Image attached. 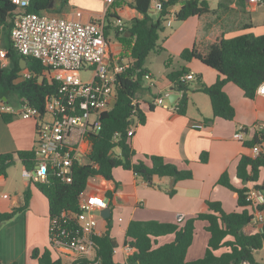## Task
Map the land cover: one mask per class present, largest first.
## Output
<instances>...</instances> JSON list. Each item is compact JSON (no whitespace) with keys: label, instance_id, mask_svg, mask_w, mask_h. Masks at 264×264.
Wrapping results in <instances>:
<instances>
[{"label":"crops","instance_id":"1","mask_svg":"<svg viewBox=\"0 0 264 264\" xmlns=\"http://www.w3.org/2000/svg\"><path fill=\"white\" fill-rule=\"evenodd\" d=\"M203 3L208 12L203 16H192L175 25V19L170 35L166 38L163 51L157 55H166L163 80L148 69L153 77L154 87H145L139 92L140 109L145 115V123L138 122L131 146L135 159L146 160V156H161L169 163L175 164L180 170H190L192 179L176 182L174 178H154V185L149 186L133 171L117 168L113 179L102 176L95 177V183H88L87 193H101L105 196L108 207L103 209L109 216L110 236L115 239L118 247L114 251L116 264H128V257L134 252L127 250L126 233L131 221H158L161 223H181L199 214L207 213L208 202H220L226 213L241 212L244 208L238 206V196L218 181L222 174L228 172L231 182L238 188L248 186L254 189V184H246L237 177V166L242 155H251L252 149L244 146L251 140L255 127L264 124V96L257 95L254 99L245 96L244 91L234 83L226 84L224 90L236 110L233 121L213 118L210 99H205L199 91V84L188 92L191 105L188 104L185 115L177 111L178 101L182 94L172 89L168 75L186 69L195 73V79H200L206 85H213L219 73L198 60L184 62L181 53L190 49L197 37L205 40H215L224 37L232 39L243 34L264 35V22L255 21L252 14H257L259 8L253 7L247 0H198ZM134 0H116L111 6L104 0H69L67 4L55 3L53 12H48L67 19L90 22L107 16L118 17L122 23L141 18L142 15L132 6ZM181 4L171 6L170 13H178ZM159 14L150 9V15ZM161 18V16H160ZM166 22L167 16L162 17ZM114 21V23H113ZM117 18H111L114 28ZM108 23V22H107ZM124 24V23H123ZM125 26H127L125 24ZM113 35L110 37L112 39ZM11 43V34L0 27V48L7 51ZM156 54V53H155ZM129 61L128 59H124ZM6 67L11 65L8 58ZM195 80V81H196ZM192 83V82H191ZM155 91V92H154ZM177 94L179 99L172 105H154V101L166 95ZM203 94V95H202ZM18 102V101H17ZM15 102V104L17 103ZM170 102V101H169ZM191 102V101H190ZM171 104V103H170ZM240 128H245L244 141L237 139ZM36 141V122L32 119L13 117L7 123L0 118V155L33 151ZM207 153V162L201 161ZM21 168H10L5 175H0V214L12 212L15 208L25 205V193L30 191L28 208L15 218L4 223L0 229V264H39L32 257L33 251H44L51 248L50 242V209L48 198L29 180L22 177L26 169L22 161ZM136 161V160H135ZM121 170V171H120ZM264 179L262 171L259 183ZM90 181V180H89ZM173 195H169L173 191ZM8 195L9 198H4ZM252 212L251 208H249ZM108 219L100 218L99 227L103 234L108 230ZM264 224V211L255 213V220L244 228L246 234L259 232ZM207 223L196 222L194 241L187 253V260L192 262L202 258L208 247L210 234L206 231ZM174 240L173 235L158 239V245H164ZM264 248L255 254L258 262L264 263L262 257Z\"/></svg>","mask_w":264,"mask_h":264},{"label":"trees","instance_id":"2","mask_svg":"<svg viewBox=\"0 0 264 264\" xmlns=\"http://www.w3.org/2000/svg\"><path fill=\"white\" fill-rule=\"evenodd\" d=\"M54 1L63 6L69 0H33L28 12L38 14L53 12L50 7ZM151 3V0H135L132 6L142 17L133 20L130 26L124 24L122 32L116 27L113 28L111 23V18H117L118 21L121 19L107 16L106 35L110 41L112 59H128L129 68L119 77L115 107L103 114L102 130L93 136L91 164L77 165L73 171L71 184H65L55 176H50L43 182L33 183L48 198L51 223L59 219L63 211L79 213V199L86 191L89 180L97 176L112 180L117 168L133 171L149 186L154 185L155 177H171L176 182L193 177L192 171L180 170L177 165L167 162L161 156L147 155L145 158L149 163L145 160L135 161V152L131 146L132 138L128 136V130L134 122L135 108L132 99L138 97L143 89L144 77L149 74L148 69L144 67L145 61L152 53L159 54L163 51L158 45L159 33L164 30L162 17L169 15L168 9L178 4H181L180 11L176 13L178 21H184L192 16H203L208 12V8L198 0H170L166 3L161 18L155 20L150 15ZM16 10L17 6L10 0H0V27L6 29L9 37ZM112 35L114 40L110 38ZM7 53L11 65L3 67L0 63V103L3 101L15 103L20 99H26L31 107L44 112L45 97L54 93L58 84L49 83L46 79L48 69L34 58L19 55L12 47V43H9ZM180 58L184 62L198 60L219 73L217 81L211 86L200 79L197 80L199 91L206 94L211 101L213 118L208 122L216 118L233 121L236 117V110L224 90L226 84H236L247 98L254 99L259 86L264 82V35L248 33L232 39L221 37L215 40L197 37L194 45L184 50ZM22 59L28 62L25 69L21 68ZM24 70L31 72V78H21ZM187 73L188 71L183 68L168 75L172 89L182 94L177 104V111L182 115L187 112L190 99L188 92L192 90L191 83L181 82V77ZM137 108L136 118L140 124H144L145 115L140 107ZM0 118L9 123L13 116L2 114L0 109ZM244 146L248 149L260 146L261 152L257 157L241 156L237 166V177L242 182L254 184V189L264 192V179L259 183L264 171V132H256L251 140L244 142ZM16 156L27 169L33 168V151L19 152L17 155L2 154L0 175H5L15 165ZM206 156L207 153L201 157L203 163L207 162ZM218 184L237 194L238 206L244 208L243 211L226 213L220 202L209 201L207 213L199 214L184 223L131 221L126 233V246L132 248L134 252L128 257V264H264L255 258V254L264 248V224L255 234L244 232V228L254 221L255 213L264 211V204L252 206L247 201L251 189L248 186L243 188L234 186L228 172L222 174ZM173 193L174 190L170 191L169 195ZM30 197V191H26L23 207L0 214V226L28 208ZM197 221L207 223L206 231L210 234V239L205 255L190 262L187 260V253L194 241ZM107 228L106 233L96 238L98 245L96 262L80 260L77 264H116L109 219ZM169 235H173L174 240L159 246L158 239ZM32 257L38 260L39 264H62L51 248L44 251L35 250Z\"/></svg>","mask_w":264,"mask_h":264},{"label":"built area","instance_id":"3","mask_svg":"<svg viewBox=\"0 0 264 264\" xmlns=\"http://www.w3.org/2000/svg\"><path fill=\"white\" fill-rule=\"evenodd\" d=\"M10 1L17 6L11 31L12 47L19 55L40 61L48 69L47 81L58 84L57 90L45 97L44 112L31 107L26 99H20L16 104L6 101L0 103L2 114L36 122L34 166L32 169L26 168L22 177L37 183L55 176L61 182L71 184L74 168L91 164L93 136L102 130L103 114L115 107L119 77L129 68L130 62L112 59L104 18L85 23L48 12L30 13L28 8L33 0ZM104 1L111 6L116 0ZM169 1L151 0V8L161 15ZM247 1L253 7L264 6V0ZM175 19L176 13L171 11L167 15V26L171 27ZM114 27L120 32L124 31L121 21H117ZM7 55V51L0 48V63L3 67L7 66ZM88 69L92 71V78L83 81L81 72ZM31 76L28 70L21 74L22 79ZM144 80L150 88L154 87L150 74H146ZM194 80V72L181 77L182 83ZM257 95L264 96V82L259 86ZM132 105L135 109L134 122L128 130L130 138L136 131L139 97L132 99ZM154 105H164V99H156ZM255 130L264 132V124L257 125ZM244 132L245 128H240L238 140L244 141ZM260 152V146H255L252 156L257 157ZM3 197L9 198L8 195ZM247 201L254 207L263 205L264 192L251 189ZM107 207L103 194L85 191L79 199V213L63 211L59 219L50 223L51 249L62 264H77L80 260L96 262V238L103 235L98 212ZM182 220L183 217H179L178 222ZM127 250L131 252L133 249L128 246Z\"/></svg>","mask_w":264,"mask_h":264},{"label":"rangeland","instance_id":"4","mask_svg":"<svg viewBox=\"0 0 264 264\" xmlns=\"http://www.w3.org/2000/svg\"><path fill=\"white\" fill-rule=\"evenodd\" d=\"M209 1H211V0H209ZM252 16H253V18H254L255 21L264 22V6H261L259 8V12L257 14H252ZM113 23H114V21H113ZM123 23L126 24L127 26H130L132 24V21H129V22H126V23L124 21ZM178 23H180V22L179 21H176L175 25H178ZM171 31H172V29L169 28L167 26V23L164 21V30L159 33V42H158V45L159 46L164 47L165 42H166V38L170 35ZM112 40H114V37H112ZM166 60H167V56L166 55H164V54L163 55H157L155 53H152L147 58V60L145 61L144 67L145 68H149L150 70H152L153 72H155L158 75L159 80H163L164 79L163 73H164V71L166 69L165 68V61ZM24 67H25V65H24ZM81 77H82L83 81H89L92 78V71H91V69L82 70ZM195 80L192 83L190 82L191 83V88H194L196 86L197 80L196 81ZM148 86H149V83L146 82L145 83V87H148ZM204 96L206 97L205 99H207V100L210 99L206 94H204L203 97ZM164 102L166 104H168V105H172V104H170L169 100H167V99H165ZM191 103H192V98L189 99V105H191ZM11 104H14V102L11 103ZM16 117L20 118L19 116H16ZM137 124H138V120L135 119V126H137ZM116 152L119 153V150L116 149ZM135 160L138 161V159H135ZM21 165H22L21 162L20 161L19 162L17 161V164L14 165V166H15V168L17 167V169L18 168L20 169L21 168ZM14 166L11 167V168H14ZM94 183H95V177L90 179L89 185L90 184H94ZM3 225L4 224H2L0 226V229L2 228ZM262 257L264 258V253H262Z\"/></svg>","mask_w":264,"mask_h":264},{"label":"water","instance_id":"5","mask_svg":"<svg viewBox=\"0 0 264 264\" xmlns=\"http://www.w3.org/2000/svg\"><path fill=\"white\" fill-rule=\"evenodd\" d=\"M55 3H56V1H54V2L51 4V7H50L51 10L54 9ZM160 16H161L160 14L152 15L153 19H155V20L159 19ZM24 65H25V67H24ZM27 65H28V62H27L25 59H22V60H21V68H22V69H25V68L27 67ZM178 99H179V96H178L177 94H172V95L169 96V101H170L171 104H174ZM245 183L247 184V182H245ZM98 215H99L100 217L104 218V219H108V218H109V216H107V215H106L104 212H102V211L98 212ZM112 245H113L114 248L118 247V244H116L115 239H112Z\"/></svg>","mask_w":264,"mask_h":264}]
</instances>
